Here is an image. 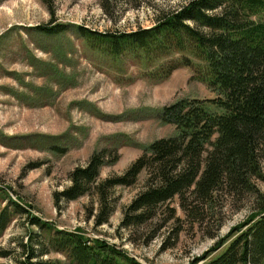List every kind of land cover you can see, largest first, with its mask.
Wrapping results in <instances>:
<instances>
[{
    "label": "rangeland",
    "instance_id": "obj_1",
    "mask_svg": "<svg viewBox=\"0 0 264 264\" xmlns=\"http://www.w3.org/2000/svg\"><path fill=\"white\" fill-rule=\"evenodd\" d=\"M184 2L0 0V188L28 211L21 209L0 237V250L12 251L0 257V264H16L23 257L22 243L32 238L35 250H48L40 259L74 264L67 252L53 250L51 240L63 235L55 229L83 234L91 245L92 239L105 241L142 264H188L253 211L254 198L241 201L224 193L215 207L201 204L204 219L199 220L174 197L159 204L150 219L123 225L125 208L153 177L145 170L135 184L109 191L114 209L107 222L97 224V183L123 174L154 140L177 135L175 125L161 121L162 108L181 98H213L216 93L193 79L186 66L159 80L158 69L182 53L152 60L112 55L104 45L92 47L79 27L113 34L149 28ZM254 18L264 20V12ZM55 25L61 27L54 33L37 28ZM101 150L107 151L106 163L92 189L75 200L58 198L72 184L73 169L86 166ZM256 183L264 193V180ZM8 203L0 192V211ZM31 215L54 230L33 224ZM118 262L128 263L123 255Z\"/></svg>",
    "mask_w": 264,
    "mask_h": 264
},
{
    "label": "trees",
    "instance_id": "obj_2",
    "mask_svg": "<svg viewBox=\"0 0 264 264\" xmlns=\"http://www.w3.org/2000/svg\"><path fill=\"white\" fill-rule=\"evenodd\" d=\"M184 1L177 9L159 15L149 28L113 34L80 26V32L92 47L104 45L116 56L130 53L152 60L182 53L159 66V80L167 79L177 68L190 67L191 77L204 82L216 97L181 98L165 105L160 119L175 125L177 135L154 140L123 174L99 183L107 151L94 152L86 166L73 169L72 184L58 198L75 200L97 183L101 203L97 224H102L114 209L108 204L109 191L135 184L145 170L153 177L125 208L123 225L150 219L159 204L174 197L185 212L199 220L204 219L201 204L215 207L224 193L241 201L254 198L257 205L249 216L188 264H264V193L256 183L264 180V20L254 18L264 12V0ZM60 27L37 26L48 33ZM0 192L9 202L0 211L1 237L14 216L26 209L2 188ZM30 217L33 224L54 230L47 221ZM55 230L63 235L51 240L53 250L67 252L74 264H122L118 262L121 255L126 264H142L105 241L92 239L91 245L83 234ZM231 238L221 253L208 259ZM30 240L22 243L23 257L16 264H56L40 259L48 250H35L33 238ZM11 252L0 250V257Z\"/></svg>",
    "mask_w": 264,
    "mask_h": 264
},
{
    "label": "bare ground",
    "instance_id": "obj_3",
    "mask_svg": "<svg viewBox=\"0 0 264 264\" xmlns=\"http://www.w3.org/2000/svg\"><path fill=\"white\" fill-rule=\"evenodd\" d=\"M15 6H17V5H15ZM6 13L7 14H13V9L12 8H6Z\"/></svg>",
    "mask_w": 264,
    "mask_h": 264
}]
</instances>
